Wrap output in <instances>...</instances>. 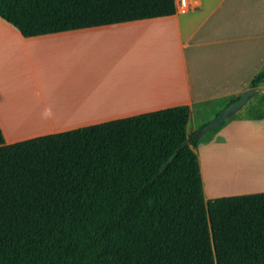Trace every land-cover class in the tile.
<instances>
[{
	"label": "trees",
	"instance_id": "16d2710c",
	"mask_svg": "<svg viewBox=\"0 0 264 264\" xmlns=\"http://www.w3.org/2000/svg\"><path fill=\"white\" fill-rule=\"evenodd\" d=\"M175 12L174 0H0L23 37ZM263 78L264 66L250 87ZM199 142L187 105L9 144L0 128V264H264V191L206 200Z\"/></svg>",
	"mask_w": 264,
	"mask_h": 264
},
{
	"label": "crops",
	"instance_id": "0c3cea01",
	"mask_svg": "<svg viewBox=\"0 0 264 264\" xmlns=\"http://www.w3.org/2000/svg\"><path fill=\"white\" fill-rule=\"evenodd\" d=\"M186 1L187 10L170 16L34 37L0 17V25L12 26L0 37L15 41L0 57L4 142L177 105L190 108V132L212 120L264 66V0ZM15 59L24 63L16 75ZM29 60L33 67L26 70ZM254 88L195 148L199 163L200 150L211 158L200 168L206 200L264 191V142L234 135L264 131V78Z\"/></svg>",
	"mask_w": 264,
	"mask_h": 264
},
{
	"label": "rangeland",
	"instance_id": "374dc122",
	"mask_svg": "<svg viewBox=\"0 0 264 264\" xmlns=\"http://www.w3.org/2000/svg\"><path fill=\"white\" fill-rule=\"evenodd\" d=\"M7 27H12V26L8 25ZM7 27H4V26L0 25V30L1 29H7ZM11 45H12V47H14V45H15V41L14 40L10 39L9 37H0V57H1V54H3V52L5 51V49H7L8 47H10ZM27 49H29L31 51L32 50V47H27ZM0 64H1V59H0ZM10 64H11L10 70L13 72V74L15 73V75L17 74V72H15V71L16 70L19 71V69L22 68L23 65H24V63L21 64V60L20 59H15ZM30 65L33 67V60H29L25 64L26 70H29ZM2 75H3V73L0 72V81L4 80V77ZM242 111H245V110H242ZM249 113H246V115H248ZM251 114H254V112H251ZM232 115H230L229 117H231ZM228 118H226L225 121ZM198 129L199 128H197L194 131L197 133L198 132ZM218 130H219V128L218 129H215V128L214 129H210L209 131L205 132L202 136H199V138H200V142L199 143H206L207 141H209V139ZM234 135L235 136H238L239 135L240 137L242 135H247V136H251L253 138V140H255V141L258 140L259 142H262V143L264 142V131H262V130H257V129H255V130L240 129V130H237L236 132H234ZM203 152L204 151H201V150L199 151V154H200V163H199V165H200V168L202 166L205 169L206 166H209V159H211V158L208 157V154H207L208 152L207 151L204 152L203 155H201V153H203ZM204 162H205V164H204ZM208 179H209V177H208ZM215 181H216V179L213 180V182H215ZM202 183H203V177H202ZM203 189H204V184H203ZM205 189H207V187Z\"/></svg>",
	"mask_w": 264,
	"mask_h": 264
},
{
	"label": "water",
	"instance_id": "95a60500",
	"mask_svg": "<svg viewBox=\"0 0 264 264\" xmlns=\"http://www.w3.org/2000/svg\"><path fill=\"white\" fill-rule=\"evenodd\" d=\"M255 88L250 87L246 89L238 98L231 101L228 105H226L219 113L205 125L198 129L196 136H202L205 132L222 125L225 122V119L228 118L230 115L235 113L238 109H240L251 97L254 93Z\"/></svg>",
	"mask_w": 264,
	"mask_h": 264
},
{
	"label": "built area",
	"instance_id": "2783aa9c",
	"mask_svg": "<svg viewBox=\"0 0 264 264\" xmlns=\"http://www.w3.org/2000/svg\"><path fill=\"white\" fill-rule=\"evenodd\" d=\"M175 3V9L176 10H187L188 5L186 0H176Z\"/></svg>",
	"mask_w": 264,
	"mask_h": 264
},
{
	"label": "bare ground",
	"instance_id": "6f19581e",
	"mask_svg": "<svg viewBox=\"0 0 264 264\" xmlns=\"http://www.w3.org/2000/svg\"><path fill=\"white\" fill-rule=\"evenodd\" d=\"M151 85H153V84H151ZM155 86H156V84H155ZM153 88V87H152ZM47 97V96H46ZM48 105H46V107H47ZM44 108V107H43ZM50 110V109H49ZM22 114H23V112H21ZM48 114H50V113H48ZM52 114V113H51ZM47 117V116H46ZM55 117H56V114H55ZM48 118V117H47ZM10 119V118H9ZM53 120V119H52ZM12 123V122H11Z\"/></svg>",
	"mask_w": 264,
	"mask_h": 264
}]
</instances>
